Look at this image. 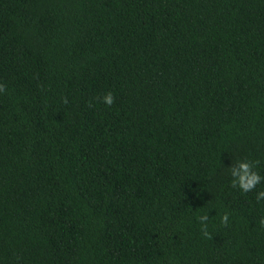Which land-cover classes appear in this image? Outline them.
I'll return each mask as SVG.
<instances>
[{"label":"trees","instance_id":"trees-1","mask_svg":"<svg viewBox=\"0 0 264 264\" xmlns=\"http://www.w3.org/2000/svg\"><path fill=\"white\" fill-rule=\"evenodd\" d=\"M0 84V264H264V0H0Z\"/></svg>","mask_w":264,"mask_h":264},{"label":"clouds","instance_id":"clouds-1","mask_svg":"<svg viewBox=\"0 0 264 264\" xmlns=\"http://www.w3.org/2000/svg\"><path fill=\"white\" fill-rule=\"evenodd\" d=\"M6 91V86L4 84H0V93ZM97 99L102 100L104 104L107 106H111L115 102V97L112 92H107L102 98L97 97ZM65 103H67V99L65 98ZM89 107L92 106L91 102H89ZM230 176L232 177V187L239 188L244 193H249L253 191L258 184L261 183L262 177L256 170L255 164L252 161L247 159L237 160L233 167L226 169ZM256 200L260 201L264 199V191H260L256 194ZM209 219V215L205 214L199 217V220L202 224V232L203 235L209 237L210 234L207 231V221ZM221 223L227 226L228 224V214L225 213L221 218ZM260 224L264 226V218L260 220Z\"/></svg>","mask_w":264,"mask_h":264}]
</instances>
